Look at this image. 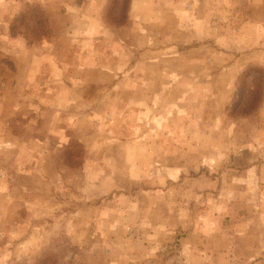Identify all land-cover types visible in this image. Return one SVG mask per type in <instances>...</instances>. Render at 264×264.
<instances>
[{
    "label": "rangeland",
    "instance_id": "374dc122",
    "mask_svg": "<svg viewBox=\"0 0 264 264\" xmlns=\"http://www.w3.org/2000/svg\"><path fill=\"white\" fill-rule=\"evenodd\" d=\"M142 3L0 0V264H264V0Z\"/></svg>",
    "mask_w": 264,
    "mask_h": 264
},
{
    "label": "crops",
    "instance_id": "0c3cea01",
    "mask_svg": "<svg viewBox=\"0 0 264 264\" xmlns=\"http://www.w3.org/2000/svg\"><path fill=\"white\" fill-rule=\"evenodd\" d=\"M143 1L144 0H130V8L132 9V8H135L136 6H137V8H139V7L143 8L144 7L143 3H142ZM76 2H77V4H79L78 1H76ZM84 2L82 4H80V5H84ZM151 2H152V6L151 7H153L155 5V3H154V1H151ZM70 5L73 7V9H76V4L70 3Z\"/></svg>",
    "mask_w": 264,
    "mask_h": 264
}]
</instances>
